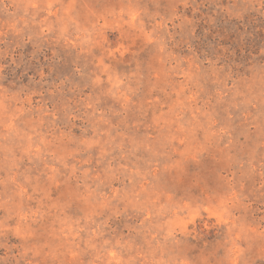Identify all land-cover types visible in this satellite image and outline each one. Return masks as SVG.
<instances>
[{"label": "rangeland", "instance_id": "rangeland-1", "mask_svg": "<svg viewBox=\"0 0 264 264\" xmlns=\"http://www.w3.org/2000/svg\"><path fill=\"white\" fill-rule=\"evenodd\" d=\"M0 264H264V0H0Z\"/></svg>", "mask_w": 264, "mask_h": 264}]
</instances>
